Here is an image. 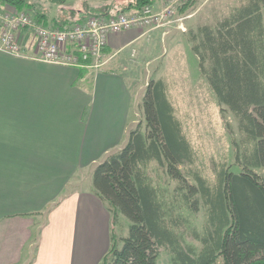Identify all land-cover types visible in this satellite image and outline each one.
I'll return each instance as SVG.
<instances>
[{
  "label": "trees",
  "instance_id": "obj_1",
  "mask_svg": "<svg viewBox=\"0 0 264 264\" xmlns=\"http://www.w3.org/2000/svg\"><path fill=\"white\" fill-rule=\"evenodd\" d=\"M156 1L129 0L123 9L135 11ZM0 2L62 29L92 14L111 15L110 6L89 0H81L83 9L65 8V0ZM193 2L187 0L179 12ZM189 41L221 113L228 111L236 120L233 159L213 161L205 175L165 81L149 79L138 104L144 124L131 127L120 148L106 153L91 171L92 191L107 203L112 224L119 212L130 220L125 236L110 229L100 264H156L159 247L168 251L169 264H264V0H243L213 23L197 25L189 30ZM119 63L130 64L124 58ZM151 161L174 181L172 187L154 184L147 172ZM201 208L204 223L198 229L189 214ZM186 234L199 246L187 242Z\"/></svg>",
  "mask_w": 264,
  "mask_h": 264
},
{
  "label": "crops",
  "instance_id": "obj_2",
  "mask_svg": "<svg viewBox=\"0 0 264 264\" xmlns=\"http://www.w3.org/2000/svg\"><path fill=\"white\" fill-rule=\"evenodd\" d=\"M140 31L109 34L105 63L83 74L0 50V264H100L110 213L88 178L136 122L134 92L120 61L110 60ZM19 40L32 55V33L23 30ZM49 206L34 240L35 218Z\"/></svg>",
  "mask_w": 264,
  "mask_h": 264
},
{
  "label": "rangeland",
  "instance_id": "obj_3",
  "mask_svg": "<svg viewBox=\"0 0 264 264\" xmlns=\"http://www.w3.org/2000/svg\"><path fill=\"white\" fill-rule=\"evenodd\" d=\"M36 1L45 4V0ZM89 1L96 5L110 6L111 15H116L118 12L126 11L123 7L129 0ZM186 1L179 0L178 2L177 13L178 16L182 17L181 22L176 20L166 25L140 31L143 37L134 43L128 51L120 52L110 61L115 59V62H117L124 58L130 62L128 67H123L120 63L117 67L119 66L126 73L128 85L134 92V103L130 112V116L135 117L136 121L133 126L139 121L141 125L144 124L143 114L138 104L141 101L147 81L151 78H162L165 81L175 114L181 121L183 131L195 150L196 165L205 175H209L213 161L231 162L233 159L231 139L232 135L236 136L238 134V131L234 116L228 111L221 113V106L218 104L214 92L200 74L198 58L191 49L189 30L195 29L197 25L202 23H213L243 0H194L193 4L184 13L179 12V6ZM168 2L169 0H157L154 4L156 5L155 9L162 8ZM63 6L65 8L77 7L83 9L81 0H65ZM57 8L58 6L54 5L52 14L57 11ZM11 9L16 8L8 3L0 2V16L8 13ZM28 12L32 15L31 11ZM89 16H102V14ZM226 122L230 124L232 134L228 132ZM232 170L237 171V166H232ZM147 172L156 185L172 187L174 184V181L166 175L163 168L157 166L155 161L149 163ZM83 173L84 179L85 171ZM78 176H80L79 172L73 175L72 179ZM90 177L91 173H89V180ZM88 185L89 182L86 177L83 180L82 187L87 188ZM44 214L43 211L35 218L32 228V231L34 230L32 232L34 240H36V235L40 229L39 224L43 222L42 215ZM189 216L191 223L201 229L204 223V209L201 208L196 213H190ZM129 223V218L119 212L113 225L110 215L109 230L113 228L116 235L125 236L128 232ZM185 240L199 246V242L189 234L185 235ZM121 242L119 240V245H121ZM25 252H22L23 257ZM158 252L156 264H169V253L166 248L159 247Z\"/></svg>",
  "mask_w": 264,
  "mask_h": 264
},
{
  "label": "built area",
  "instance_id": "obj_4",
  "mask_svg": "<svg viewBox=\"0 0 264 264\" xmlns=\"http://www.w3.org/2000/svg\"><path fill=\"white\" fill-rule=\"evenodd\" d=\"M179 0H169L160 9L149 5L139 10L109 16H89L69 28L42 25L25 10L11 9L1 15L0 50L30 56L46 62L78 68L100 69L105 63L104 47L111 33L137 28L145 31L180 21ZM23 30L33 35V54L25 53L20 42Z\"/></svg>",
  "mask_w": 264,
  "mask_h": 264
}]
</instances>
